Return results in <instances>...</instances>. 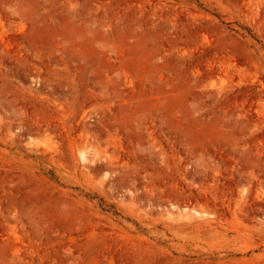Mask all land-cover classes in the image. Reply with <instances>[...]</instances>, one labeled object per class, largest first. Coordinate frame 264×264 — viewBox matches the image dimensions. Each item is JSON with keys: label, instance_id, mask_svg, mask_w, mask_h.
<instances>
[{"label": "rangeland", "instance_id": "obj_1", "mask_svg": "<svg viewBox=\"0 0 264 264\" xmlns=\"http://www.w3.org/2000/svg\"><path fill=\"white\" fill-rule=\"evenodd\" d=\"M0 264H264V0H0Z\"/></svg>", "mask_w": 264, "mask_h": 264}, {"label": "trees", "instance_id": "obj_2", "mask_svg": "<svg viewBox=\"0 0 264 264\" xmlns=\"http://www.w3.org/2000/svg\"><path fill=\"white\" fill-rule=\"evenodd\" d=\"M99 202H100V206L103 207V200L102 199H99ZM103 209L106 210V211H108V212L110 211V212H112L115 215H118L119 214L116 210H111V208L110 209H105V207H103Z\"/></svg>", "mask_w": 264, "mask_h": 264}]
</instances>
